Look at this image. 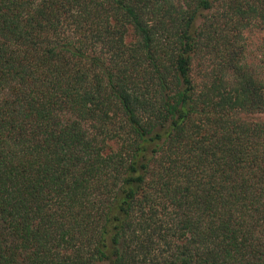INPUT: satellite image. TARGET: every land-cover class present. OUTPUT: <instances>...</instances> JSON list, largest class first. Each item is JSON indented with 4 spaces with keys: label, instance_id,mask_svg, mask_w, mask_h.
<instances>
[{
    "label": "trees",
    "instance_id": "16d2710c",
    "mask_svg": "<svg viewBox=\"0 0 264 264\" xmlns=\"http://www.w3.org/2000/svg\"><path fill=\"white\" fill-rule=\"evenodd\" d=\"M0 264H264V0H0Z\"/></svg>",
    "mask_w": 264,
    "mask_h": 264
},
{
    "label": "rangeland",
    "instance_id": "374dc122",
    "mask_svg": "<svg viewBox=\"0 0 264 264\" xmlns=\"http://www.w3.org/2000/svg\"><path fill=\"white\" fill-rule=\"evenodd\" d=\"M250 41H251V46L249 47V49L254 52L255 46H256V45H254L255 42H256V37L251 35L250 36Z\"/></svg>",
    "mask_w": 264,
    "mask_h": 264
}]
</instances>
